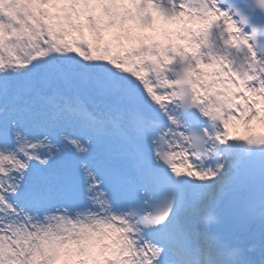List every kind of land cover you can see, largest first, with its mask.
I'll return each instance as SVG.
<instances>
[{"label": "snow or ice", "instance_id": "obj_1", "mask_svg": "<svg viewBox=\"0 0 264 264\" xmlns=\"http://www.w3.org/2000/svg\"><path fill=\"white\" fill-rule=\"evenodd\" d=\"M0 264H264V0H0Z\"/></svg>", "mask_w": 264, "mask_h": 264}, {"label": "clouds", "instance_id": "obj_2", "mask_svg": "<svg viewBox=\"0 0 264 264\" xmlns=\"http://www.w3.org/2000/svg\"><path fill=\"white\" fill-rule=\"evenodd\" d=\"M209 217L214 218V214H208Z\"/></svg>", "mask_w": 264, "mask_h": 264}]
</instances>
